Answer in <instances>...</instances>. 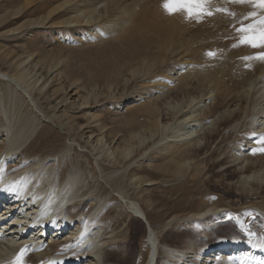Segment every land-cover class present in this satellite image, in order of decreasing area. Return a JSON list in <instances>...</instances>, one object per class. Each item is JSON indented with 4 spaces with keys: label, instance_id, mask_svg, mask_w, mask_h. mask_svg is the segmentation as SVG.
<instances>
[{
    "label": "rangeland",
    "instance_id": "obj_1",
    "mask_svg": "<svg viewBox=\"0 0 264 264\" xmlns=\"http://www.w3.org/2000/svg\"><path fill=\"white\" fill-rule=\"evenodd\" d=\"M24 1L19 0L13 4L12 0H0V57L3 59L0 62V68L14 75L16 74L13 70L15 62L26 57V54L32 53V56H29L30 59L27 60L35 65L32 73H36V77L39 75L42 77L40 83L42 81L47 83L43 93L39 96L34 91L32 92L46 118L37 110L39 118H36L38 127L36 132L26 141L30 134L27 132L21 141L24 143L22 147L32 146L29 147L31 148L30 153L27 154L29 160L35 157L50 160L49 164L45 162L44 166L38 170V174L43 173L39 175L43 179H41L39 188L46 187V185L60 188L64 182L63 177L68 179L70 176L77 175L80 180L77 187L82 188L83 186V190L91 189L93 193H99L103 202L102 207L92 216L88 225L95 221L106 203H110V206L114 204L116 211L110 214L109 218L115 219L117 212L123 213L121 220L126 223V226L131 227L130 231L137 242V248L140 247L138 253H142L145 258L149 254L152 241L150 237L155 238L159 248L166 245L178 249L192 246L196 254L201 252L206 245L223 238L260 241L264 237V174L263 172H240L242 167L248 165V161H244L245 153L248 154V152L244 151V156L241 157L235 153L242 145L251 144L247 142L245 133L248 125L249 127L254 126H250L251 121L261 115H256V113L261 110L263 103L256 108H251L250 112L246 111L238 125L234 122L233 127H229L225 130L226 132L216 135L211 140L207 139L206 133L215 127L214 119L218 116L216 114L213 120L202 121L206 124H201L203 126L197 127V132H194L201 141L199 154L194 158L199 157L195 160L189 157L181 160V165H184L183 173L174 172L176 170L174 158L179 152L171 155L167 151L168 145H174L173 140L178 138L174 137L176 128L171 120L169 123H166L167 120H162L160 126L162 133L154 139L155 141L149 139L140 147L141 152L139 150L140 153L136 154L135 162L117 163L112 156H108V142L113 140L111 146H114L129 138L130 134H143L148 123H151L149 121L157 119L153 117L154 115L144 111L150 106L148 101L150 98L145 93L147 89L154 90L152 93L155 95L167 91L165 95L169 97L167 100L171 104H176L178 101L172 92H168L167 85L163 84L164 80L161 77L151 81V79H157L162 72L154 73L150 79L140 76L128 83L127 92L123 97L120 93L123 89L124 78L129 77L131 71L138 68L143 60L153 59L162 53H165L166 59L169 60L176 44L186 47L189 42L196 41V38L201 40L208 38L213 41H208L211 43L206 49L209 48V52L216 51V55L209 56L206 51L203 55L210 58L212 62L217 61L218 54L221 55L220 57L227 58L224 65L228 73L227 77H229L238 68L236 60L240 55L236 56V54L243 52L245 48L251 49L239 45V33L237 32L241 22L249 23L244 17L253 10L251 6L234 3L232 0H211L214 15L205 17L199 25L188 24L185 35L180 37L177 34L173 35L174 27L163 14V11H166L164 8L166 0H119V7L115 6L114 10L107 12L105 11V0H73L70 11L68 10L69 4L62 6L61 9L52 13L50 23L39 26L33 25L34 21L46 16L53 6L34 15L21 10L19 15L15 16L13 11ZM39 1L32 2L28 8ZM62 1L57 0L51 5L61 6ZM75 3L88 11L96 9L94 11L96 27L104 29L105 26H114L117 22L120 25L124 23L123 28L104 29L103 32L99 31L93 39H86L85 33L89 32V26L67 28L65 25V20L73 14L72 9ZM217 9L225 11H217ZM124 11L130 14L124 15ZM187 22L190 23V20ZM79 35L82 39L75 40L80 37ZM252 50L253 52L249 54L251 56L259 51ZM172 61L170 60L163 68L166 76L173 75L174 68H177ZM204 62L210 65L209 61ZM101 72L104 74L102 76L108 77L103 79ZM262 76H258L256 81L258 82ZM253 80L254 78L248 80L247 85L242 86L240 90L243 92L249 89L251 92L255 88V82L251 84ZM106 85L111 87V91L113 89L110 95L107 94ZM3 89L4 93L0 94V99L2 98L0 100V122H3L6 127L0 126V137L8 133L10 137L8 135L6 137L11 139L20 128L33 124L35 113L29 103L32 98L28 96L26 99L19 92L6 90L4 86ZM91 92L102 96L99 95L100 97L95 99L90 95ZM130 94L131 97L133 95L143 97L128 103L124 99ZM244 94L247 95V92ZM260 94L261 92L257 95ZM45 96L50 100L42 98ZM86 98H88L87 101ZM207 101L209 100L203 99L202 101L206 104L205 107L210 104V101ZM234 105L239 107L240 102L236 100L232 103V106ZM136 108L143 110L136 112ZM247 113L250 114L249 117ZM193 123L198 124V122ZM57 134L60 135L59 139L55 137ZM96 138H101V140L96 141ZM178 139L180 140V137ZM219 143L220 145L216 146ZM248 147L249 145L246 148ZM213 150H217L214 157H219L220 163L212 162L214 160L207 157V153ZM92 152L100 157L93 158ZM195 161H198L200 167H205V170L197 177H195L197 173L193 174L194 171H192V168L197 166ZM234 172V175H230ZM253 182H257L256 188L260 186L258 194L253 190L248 191ZM103 190L108 191L105 193ZM28 197L25 196L23 203L29 200ZM113 197H117L119 203H115L117 200H112ZM54 198L50 197V202L49 197H45L43 202L45 205L42 204L40 210L37 209V213H34L32 218L30 217L31 221L41 223V221L51 220L56 213V207L53 206L56 205ZM133 206L138 207L137 209L146 216L154 236L149 232L145 221L135 215ZM209 210L214 215L216 213V216H223L222 221L215 223L214 227L210 223L205 225V222L210 220V216L204 220L197 219L195 216L197 213ZM228 213L237 217V220H229ZM238 220H243L250 231L256 235L253 237L245 235L239 227ZM106 221L110 223L111 219H106ZM104 230H109L107 223ZM136 263H140L138 256L133 264Z\"/></svg>",
    "mask_w": 264,
    "mask_h": 264
},
{
    "label": "bare ground",
    "instance_id": "obj_2",
    "mask_svg": "<svg viewBox=\"0 0 264 264\" xmlns=\"http://www.w3.org/2000/svg\"><path fill=\"white\" fill-rule=\"evenodd\" d=\"M12 1L14 4L19 0ZM35 1L37 0H25L21 6L13 11V14L15 13V16H17L21 10H24V13L34 15L37 12L40 13L45 11L49 6H53L46 16L36 19L33 24L38 26L45 25L52 21L53 12L55 13V11L67 4H69L68 10L70 11L74 3H72L73 0H63L62 4H60L61 6H59L55 4L51 5L57 0H40L36 5L28 8V6ZM105 2L106 12L114 10L115 6L119 7L120 5L119 0H105ZM93 4L94 3H92V5ZM83 9L84 8H82L80 4L75 3L72 9L73 14L65 20V25L67 28H76L83 25L89 26V32L85 33L86 39H93L97 36L99 31L103 32L104 29L111 30V27L112 29L115 27V29L118 30L119 28H123L122 24L124 23L120 25L116 22L114 26H105L104 29H100L96 27L97 22L94 16V11H96V9H91V11H88L86 8L87 11ZM124 13V15L130 14L125 11ZM163 14L167 16L169 23L174 27L172 32L174 36L177 34L182 37L187 31L186 27H188V24H192L193 26V24L199 25L200 23L195 20H190V23H188V19L181 13L169 14L167 11H163ZM77 38L75 40L82 39L81 36ZM208 41L213 42L208 38H205V40L196 38V41L189 42L186 47L182 44H176L172 57L169 60L166 59L167 55L165 53L153 59L143 60L138 68L131 71L129 77L124 78L122 85L123 89L120 96H125L128 83L138 79L140 76L150 79L154 73H163V68L170 60H173L172 62L177 65V68H174L175 72L173 75L166 76L165 73H161L159 76L156 74L158 75L157 79H151V81L158 80L159 77H161V79L164 80L163 84L167 85L166 88L168 92H172L178 101L176 104H171V102L167 100L169 97L167 98V95H165L167 91L155 95L152 93L154 90L150 88L147 89L145 93L148 95V98H150L148 100L150 106L146 107L144 111L150 115H154L153 117L157 119L149 121L151 123H148V126L146 125L147 129L145 132L147 133L130 134L128 136L129 138H126L124 141L114 146H111L113 140L110 143L108 142V156H112L115 162H126L127 164L135 162L137 157L136 154L139 152L140 147L143 146L147 140H154L162 133L160 132L162 120H167L166 123H169L171 120V122L175 123L176 128V131L174 130L176 133L174 137H180V140L178 138L175 141L173 140V142H175L174 145H168L167 151L171 153V155L178 154L179 152L177 157L175 156L174 158L176 167L174 172L179 174L183 173L184 165H181L183 159L189 157L195 160L199 157L194 158L199 154L201 148L200 137L194 134V132H197V127L203 126L201 124L205 125V122L209 120H213L212 118L217 114L218 117L214 119L215 127L206 133L207 139L211 140L216 135L226 132L225 130L229 127H233L234 122L235 125H238L242 115L245 114L246 111H249L251 108H256V106L262 103L264 104V88L261 89L264 87V62L255 59H246V57L251 56L249 54H251L253 50L245 48L246 50L244 49L243 52L241 51V53L236 54V56L240 55V57L237 58L238 60H236L238 63L237 71L227 77L228 73L224 65L227 58H224V56L220 57L221 55L218 54L220 58L218 57L217 61L212 62L209 60L210 58L203 55L204 51L208 53L210 50L209 48L206 49L210 46L209 43H211ZM215 46L216 41L213 47L215 48ZM240 49L242 50V48ZM255 54L253 53L252 55ZM29 56H32V53L26 54V57L24 56L25 58L23 57L21 60L15 62L13 70L16 71V74L14 75H10L0 68V94L4 93V86L6 90L10 89L16 91V93L19 92L26 99L29 96L28 98H32V101H28L30 105H32L35 113V120H33L31 126H28L29 124L23 126L17 131L15 136L12 135L13 138L11 139L7 138L6 136L8 133L6 132V135L3 131L2 133H4L5 136L1 135L2 137H0V233H2L0 236V264H14L16 257L22 250L25 251V264H47L50 262V256L55 254L64 257L63 264H133L137 256L140 260L139 264H264V249L253 247V244L259 241L252 239L251 242H249L237 238H223L217 242L206 245L202 248L201 252L196 254L192 246L185 249H178L177 247L174 248L168 245L159 248L156 245L155 238L152 239V237H150L152 241L149 247V254L145 258L142 253H138L140 247L139 249L137 248V242L132 235L133 233L130 231L131 227L129 225L126 226V223L121 220L123 213L117 212L115 214L117 218H109V215L116 211L114 204L110 206V203H106L105 208L102 210L105 211L99 212L95 221L88 225L89 220L100 210L103 202L102 199H100L99 193L97 194L95 192V194L91 189L83 190V186L82 188L77 187V184H80L77 175L70 176L68 179L63 177L64 182L60 188H56V186L47 187V185L46 187L39 188L41 187L39 185H41L42 179L39 175L43 173L38 174V170L44 166L43 164L45 162H47L45 164H49L50 160H43L39 157L29 160L27 154L31 149L29 147L32 146L26 145L22 147L24 143L21 141L27 132L30 134L26 141L36 132L38 128L36 122L39 118L37 110L46 118V115L39 108L36 99L33 97L32 92L34 91L35 94L39 96L43 93L47 83H43V81L40 83L42 77L40 75L36 77V73H32L35 65L31 63L32 61H27L30 59ZM0 59V62H2L3 59L1 57ZM205 60L210 62L209 66L204 62ZM7 65L9 66V64ZM102 74L101 72L100 75L102 76ZM261 75H263L262 78H259L260 80L257 82V77ZM106 77L102 76L103 79ZM253 78L254 80L251 84L255 82L254 87L256 89H252L251 92L249 89H245L242 92L240 90L241 87L247 85V81ZM260 83H262V85H260ZM106 87L107 94L110 95L111 92L113 93V89L112 91L110 89L111 87L108 85H106ZM245 92H247V95L244 94ZM260 92L261 94L258 96L257 94ZM90 95L97 99L101 94L91 92ZM249 95L250 97H248ZM140 97L143 96L138 95L134 97L133 95L131 97L130 94V96L125 97L124 100L131 103L138 100ZM42 98L49 99L46 98V96ZM203 99L210 101H207L210 103L208 107L204 106L206 104L202 102ZM87 100L88 98H86V101ZM236 100L240 102L239 107H237V105L232 106V103ZM197 104L200 105L198 106ZM141 110L143 109L138 108L137 110L136 108V112ZM257 114L261 115L257 116V119L251 121L250 126H254L249 127L248 125L245 133V135H247V137H245L247 142L251 144H248V148H246L248 146L247 144L240 145L241 147L238 148V151L235 153L237 156L241 157L244 156V151L248 152V154L245 153L244 157V161H248V165L240 169V172L243 173L263 172L264 174V153L257 152L253 154V149L263 147V145L257 143V141L261 136H264V105L256 115ZM249 115L250 114L247 113V117H249ZM160 118L162 119L160 120ZM193 122H198V124ZM2 125H4V123L0 122V126ZM55 137L59 139L60 135L57 134ZM101 138H96V141L101 140ZM43 141H45V139ZM87 143L89 142L87 141ZM37 145H39V143ZM219 145L220 143L216 146ZM89 146L91 147V145ZM181 147L182 149L180 150ZM216 151L217 150H213L210 153L208 152L209 154L207 153V157L213 159L214 161L212 162L218 163L221 159L216 156L214 157ZM91 154L93 158H98L99 156L94 152ZM195 162L197 163L198 161ZM196 163H194V165H196ZM198 165L199 167H197ZM197 166L192 168V171H194L193 174L197 173L195 177L199 176L205 170V167H200L198 163ZM34 168L37 170L35 171ZM231 174L234 175L235 172L230 173V175ZM47 180L49 181V177ZM256 183L257 182L251 183L248 191L251 192L253 190V192L258 194L260 192V186L258 185L259 187L257 186L256 188ZM107 191L108 190H106V192ZM25 196H29V200L23 203V201H25L24 199H26ZM45 197H49V201L50 197H55L53 199L56 203V205H54L56 207L55 215L51 220L41 221V223H37L35 220L31 221V216L37 213V209L40 210L42 204H44ZM96 198L99 199L96 200ZM112 200H117L115 203H119L117 197H113ZM137 208L136 206L132 207L135 211V215L142 219L145 217L147 221L143 212ZM213 215L214 213H212L211 210L202 211L201 213H197V215L195 214L197 219L203 220L208 219L210 216V220L208 219L205 225L207 226V223H210L211 226L214 227L215 223L222 221L223 216H216V213L214 216ZM106 219H111L110 223H108ZM106 223L109 225L108 231L104 230ZM149 227L151 228L150 224ZM207 228H209V226ZM151 232L154 236V232ZM158 253L160 255H158Z\"/></svg>",
    "mask_w": 264,
    "mask_h": 264
},
{
    "label": "snow or ice",
    "instance_id": "obj_3",
    "mask_svg": "<svg viewBox=\"0 0 264 264\" xmlns=\"http://www.w3.org/2000/svg\"><path fill=\"white\" fill-rule=\"evenodd\" d=\"M234 3L248 4L253 9L244 19L249 23L241 22L237 28L239 45L245 46L254 50H259L254 56H248L246 59L258 60L264 62V0H232ZM211 0H166L164 8L169 14H183L188 20L203 22L205 17L214 15L212 11ZM217 11H225L217 9ZM232 15V13H228ZM209 56H215V52H208ZM257 143L264 145V136H261ZM257 152L264 153V147L253 149V154ZM251 215V213H247ZM229 220H237L233 214L228 213ZM240 229L249 237L256 234L245 225L243 220H238ZM251 242V240L249 241ZM253 247L264 249V237L258 243L253 244ZM14 264H25V251L22 250L16 257Z\"/></svg>",
    "mask_w": 264,
    "mask_h": 264
},
{
    "label": "water",
    "instance_id": "obj_4",
    "mask_svg": "<svg viewBox=\"0 0 264 264\" xmlns=\"http://www.w3.org/2000/svg\"><path fill=\"white\" fill-rule=\"evenodd\" d=\"M140 215V214H139ZM142 216V215H141ZM143 219H144V221H145V217H143ZM146 222V221H145ZM146 224H147V222H146ZM148 225V224H147ZM149 226V225H148Z\"/></svg>",
    "mask_w": 264,
    "mask_h": 264
}]
</instances>
